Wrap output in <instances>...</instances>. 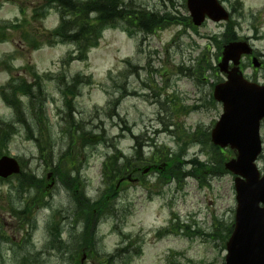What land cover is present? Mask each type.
Listing matches in <instances>:
<instances>
[{"label": "rangeland", "instance_id": "1", "mask_svg": "<svg viewBox=\"0 0 264 264\" xmlns=\"http://www.w3.org/2000/svg\"><path fill=\"white\" fill-rule=\"evenodd\" d=\"M123 1L187 19L155 33L121 19L104 27L81 56L86 59H78L79 41L48 37L61 22L55 8L43 0H0V122L12 127L1 155L17 158L32 178L23 188L16 177L0 180V264H74L85 247L82 264H101L110 255L109 264H225L236 195L223 162L234 154L222 149V155L209 138L222 113L212 93L225 77L216 57L226 23L193 27L185 0ZM235 1H223L232 29L250 39L264 62V0H238L241 8ZM10 23L17 29L5 26ZM247 58L245 77L264 83V65L255 69ZM58 74L65 77L58 81ZM13 76L37 78L42 108L38 94L31 101L10 95L19 99L14 112L5 104L1 92ZM260 128L263 172L264 120ZM194 158L204 164L199 171ZM127 159L128 171L150 163L160 169L115 188L128 174L121 169ZM168 164L177 174L164 178ZM65 172L75 178L71 183L62 181ZM100 200L102 211V204L89 209L96 226L86 234L81 201ZM123 239L130 241L122 245Z\"/></svg>", "mask_w": 264, "mask_h": 264}, {"label": "water", "instance_id": "2", "mask_svg": "<svg viewBox=\"0 0 264 264\" xmlns=\"http://www.w3.org/2000/svg\"><path fill=\"white\" fill-rule=\"evenodd\" d=\"M186 8L195 26H200L205 17L214 21L228 19L226 9L218 0H187ZM221 51L218 67L227 79L216 84L213 91L223 113L212 129L211 141L221 147L229 144L237 151L236 158L225 162V169L238 175L234 181L238 207L234 230L226 246L225 263L264 264V174L260 177L254 161L261 151L259 123L264 118V85L242 77L240 57L252 53L246 40L228 42ZM252 61L255 67L259 66L255 58ZM18 171L17 160L7 155L0 157V177L6 178Z\"/></svg>", "mask_w": 264, "mask_h": 264}, {"label": "trees", "instance_id": "3", "mask_svg": "<svg viewBox=\"0 0 264 264\" xmlns=\"http://www.w3.org/2000/svg\"><path fill=\"white\" fill-rule=\"evenodd\" d=\"M45 3L43 6L46 7H52L56 8L58 13L60 14V23L59 26H57L54 30L49 32V36L51 39H55L57 41H79L80 42V53L77 56L78 59H86L81 58V56H85L86 52L88 51L89 47L94 46L96 44V38L99 37L100 31L106 27L110 26V24L115 25L116 23H119V21L125 20L131 26H135L138 28L139 31H142L143 33H155L156 30L162 29L166 27V25H169L171 23H177L180 22L181 20L186 21V17L181 18L178 15H172L171 13L167 12L166 14L160 15L158 12H153L150 10H147L145 8L143 9H134L135 7H130L126 3H124L123 0H43ZM55 5V6H54ZM7 27H14L16 28L18 25L16 24H11L10 25H5ZM227 26V31L223 34L224 42L230 41L235 39L237 36L232 29V22H228L226 24ZM17 29V28H16ZM82 41V43H81ZM217 48L220 49V45H217ZM218 57V56H217ZM69 58V57H68ZM35 75H38L37 72H33L32 76L35 77ZM63 77H60L62 79ZM36 79V78H35ZM8 85L5 86L2 89L1 94L3 95V99L6 104L12 105L11 107L16 110H18L19 105H18V98H15V101L13 102L12 97L16 92L22 94L26 98L29 97V101H31V98L34 97V94H38L40 96L39 104L40 107L42 108L43 106V100H44V94L42 93L41 87H34L33 85L29 84L27 80H19L13 78V80L7 82ZM37 85V83H36ZM9 91V94L7 92ZM63 92H70L73 93V91H70L68 88H66ZM9 98V100H8ZM34 104L31 105V111L33 112L34 110ZM22 115V111L21 114ZM35 117V115H34ZM3 128H7V131H5ZM12 127L8 123H2L0 122V155L4 151V145L6 144V141L8 140V136L11 132ZM3 150V151H2ZM140 149H138L137 154H139ZM222 155L223 152H220ZM176 157V156H174ZM172 161V160H171ZM193 164H195L193 170L194 171H199V166H203L204 164L198 162L196 159L191 161ZM111 163L108 165V167L105 168L110 171L109 166ZM169 165V164H168ZM222 165V164H220ZM217 166L218 167H220ZM130 166V159H127L125 162L123 168L124 172L128 170ZM177 167H171L169 165L168 170L166 172H161V176L164 178H168L167 174L171 175L174 174L176 175L177 172H175V169ZM216 168V170H217ZM119 171V168L112 170L114 171ZM61 170H58V174L61 175ZM179 174V172H178ZM64 175L66 176L64 182H72V180L68 179V172H65ZM178 177V176H177ZM18 178V187L23 188V184L21 183L22 181H30L32 178L25 173L20 174L17 176ZM110 189H113V186L110 185ZM84 206H87L89 209L91 207H96L99 206L100 204V210L102 211L103 205L105 204V201H99L96 202V204H89L87 205V202L81 201ZM99 211V212H101ZM57 237H58V232H55ZM129 240V239H128ZM130 241V240H129ZM60 250V249H59ZM129 248L128 246H125L123 248L124 254L128 252ZM140 250V247H138V250L136 253L138 254ZM113 259V256H109L107 260H101V264H109L107 261ZM130 258L128 257V260ZM74 264H79V262H75ZM111 264V262H110Z\"/></svg>", "mask_w": 264, "mask_h": 264}]
</instances>
